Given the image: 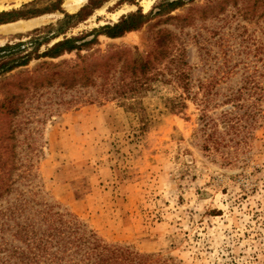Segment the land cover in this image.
<instances>
[{
    "label": "rangeland",
    "instance_id": "obj_1",
    "mask_svg": "<svg viewBox=\"0 0 264 264\" xmlns=\"http://www.w3.org/2000/svg\"><path fill=\"white\" fill-rule=\"evenodd\" d=\"M69 2L0 0V48L32 51L33 30L83 6L91 14L69 37L139 10L146 20L80 53L37 56L60 35L0 76V155L14 186L150 264H264V0ZM121 46H136L156 73L140 92L145 122L114 95L130 78L123 60L109 78L61 84L83 55ZM169 99L185 107L173 112Z\"/></svg>",
    "mask_w": 264,
    "mask_h": 264
},
{
    "label": "trees",
    "instance_id": "obj_2",
    "mask_svg": "<svg viewBox=\"0 0 264 264\" xmlns=\"http://www.w3.org/2000/svg\"><path fill=\"white\" fill-rule=\"evenodd\" d=\"M93 5L95 0H88ZM178 1L168 3L174 7ZM99 6H94V8ZM83 6L78 12L64 13V17L56 24L33 30L30 38L32 51L22 49V43L7 44L0 48V76L13 69L27 65L34 52L43 43L64 35L37 56L56 58L64 53L77 51L98 42L99 35L111 38L123 36L126 32L137 30L146 20L141 10L123 15L113 24H105L80 35L67 36L65 33L79 24L91 13L85 12ZM53 35H50L53 32ZM93 35L91 39H87ZM26 52V53H25ZM123 60L121 72L130 78H122L114 90V95L122 97L123 105L135 111L145 122V107L140 92L147 89L156 78L153 66L148 57H144L135 47L121 46L104 54L82 56V63H75L60 71L62 85L70 87L78 80L88 81L95 73L97 76L109 78L116 61ZM93 67V69H91ZM129 73V75H128ZM27 75V74H26ZM30 76H13L11 83ZM181 80V76L178 75ZM168 108L177 112L185 107V103L169 99ZM11 161L0 155V199L16 190V200L5 209L0 210V264H150V256L134 251L127 246L109 244L86 223L72 213L56 209V205L40 202L35 198L37 192H29L15 187L17 179L7 169ZM30 176V175H29ZM28 179V176H24Z\"/></svg>",
    "mask_w": 264,
    "mask_h": 264
},
{
    "label": "bare ground",
    "instance_id": "obj_3",
    "mask_svg": "<svg viewBox=\"0 0 264 264\" xmlns=\"http://www.w3.org/2000/svg\"><path fill=\"white\" fill-rule=\"evenodd\" d=\"M86 0H70L69 7L71 10L76 9L78 6H80L82 3H84Z\"/></svg>",
    "mask_w": 264,
    "mask_h": 264
}]
</instances>
